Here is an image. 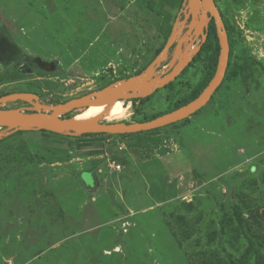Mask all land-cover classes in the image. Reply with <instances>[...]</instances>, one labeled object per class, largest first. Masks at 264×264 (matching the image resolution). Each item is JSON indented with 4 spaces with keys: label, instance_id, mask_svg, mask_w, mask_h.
<instances>
[{
    "label": "rangeland",
    "instance_id": "374dc122",
    "mask_svg": "<svg viewBox=\"0 0 264 264\" xmlns=\"http://www.w3.org/2000/svg\"><path fill=\"white\" fill-rule=\"evenodd\" d=\"M179 3L0 0V35L19 49L0 69V93L31 92L47 105L133 73L181 19ZM215 3L235 28L234 53L247 51L254 65L187 121L116 136L90 153L73 136L44 142L40 130L0 143V264H217L226 262L221 246L239 256L244 239L231 248L217 233L221 219L231 228L233 206L249 223L264 212V0ZM26 57L52 64L26 67ZM202 72L195 62L143 103L122 101L120 118L100 119L159 113ZM16 105L27 107H6ZM112 156L125 164L114 160L116 170Z\"/></svg>",
    "mask_w": 264,
    "mask_h": 264
},
{
    "label": "water",
    "instance_id": "95a60500",
    "mask_svg": "<svg viewBox=\"0 0 264 264\" xmlns=\"http://www.w3.org/2000/svg\"><path fill=\"white\" fill-rule=\"evenodd\" d=\"M180 12H183V18L176 17L163 47L138 74L57 104H42L38 96L31 92H10L1 95L0 139L17 131L31 130H46L73 137L87 133L129 134L157 129L194 114L207 104L224 78L229 43L214 0H183ZM210 20L214 22L219 45L215 71L207 85L193 100L145 121H102L100 118L78 120L75 117H63L77 108L84 109L90 105L107 106L115 101L131 99L140 101L158 88L165 87L175 80L198 53L206 39ZM198 38L199 42L194 44ZM172 45L173 49L168 54ZM159 67H163L164 71H158ZM17 102L28 103L30 107H5L8 103Z\"/></svg>",
    "mask_w": 264,
    "mask_h": 264
},
{
    "label": "trees",
    "instance_id": "16d2710c",
    "mask_svg": "<svg viewBox=\"0 0 264 264\" xmlns=\"http://www.w3.org/2000/svg\"><path fill=\"white\" fill-rule=\"evenodd\" d=\"M182 1L183 0H180L179 6H181L180 4L182 3ZM235 2H236V0H235ZM221 18H222V21L224 24L225 31L227 33V38H228V43H229V56H228V63H227V67L225 70L224 78H223L221 84L215 90V92L221 87V85L223 84V82L225 80L230 81V80H233V79L235 80V79L239 78L240 80L245 81V80L249 79L251 77L250 76L251 75L250 74V68L252 65H254V61L247 51L243 50V52L234 53V50H235L236 45H237L235 40H234L235 28L230 25V23L222 15V13H221ZM167 36H168V34L164 36L163 40L153 50L149 59L141 68H139L138 70L134 71L131 74L119 76V77L114 78V79H109L107 81V83H105L102 86H99L98 89L106 86L107 84H109V83H111L117 79L127 78L133 74H138L141 70H143L150 63V61L161 50L163 44L166 41ZM0 37L7 39L9 42V46H10L7 48L6 47L7 44L5 43V41H2V40L0 41V54H1V52L4 51V47L8 50L7 52H9V53H7V59L3 60L4 62L2 61V65L6 66L9 62H11L10 56H12V54H15V52H16V55H19V49H18V47H16L14 45V43L11 42V40L9 39L8 36L0 35ZM3 43H5V44H3ZM218 51H219V45H218V41H217L214 22H213V20H210L209 24H208V28H207L206 39L204 40L203 44L201 45L200 50L194 56L192 61L184 68V70L175 78V80L170 82L166 86L171 87L173 85V83L180 76H182L188 70V68H190L195 62H199L200 66L203 67V72H202V75L200 76L199 80L196 82L195 85L191 86L190 90L188 92H186L184 95H181L180 97H178L177 99H175L171 102H170V100H168V102L166 103L167 106H166L165 110H163L159 113H156V114H151V115L146 116V117L138 118L135 121L149 120V119L154 118L158 115H161L163 113H166L168 111L176 109V108L186 104L187 102L193 100L202 91V89L207 85V83L209 82V80L213 76L214 71H215ZM33 59L34 58L27 57V61H29V62L32 61ZM34 60L38 61V62L34 63V65L39 66L41 68L42 67H45V68L49 67L52 64L51 62H48L46 64V62H44V61L37 60V59H34ZM34 60H33V62H34ZM7 93H10V91L0 93V96L7 94ZM214 93L212 94L210 100L213 98ZM150 96H148L146 98H149ZM146 98L141 99L140 104L143 103L144 100H146ZM64 101H66V100H63V101L50 100L48 102H49V104H57L59 102H64ZM130 101L133 104L137 105L138 99H131ZM13 104H16V103H13ZM15 107H17V105ZM202 108L197 110L194 114H196ZM135 110H137V108ZM194 114H192V115H194ZM63 117H65V118L71 117V113H67V114L63 115ZM189 117H187L181 121H177L175 123H172V125L185 122L188 120ZM0 129H2V128H0ZM24 132H26V131H17L15 133H13L12 135L22 134ZM40 134L44 136L43 138H41V140L44 142L48 141L47 137H49V136H51L52 138L54 137L53 138L54 141L57 140V138H62L64 136V135L49 132L46 130H40ZM116 136L121 137V136H123V134H112L111 135V134H104V133H87V134H82L80 136H76V137H72V138L76 141V146L78 149H85L88 153H90L91 151L102 150V147L104 146L103 141H105L107 139H114ZM5 138L6 137L1 138L0 143L3 140H5ZM64 138L67 139V138H71V137L65 135ZM111 158L113 160L120 161L121 163H123V161H121L119 157H113L112 156ZM124 162H125V160H124ZM123 164H125V163H123ZM233 215H234V219L232 220L231 228L227 231L225 229V225H224L226 220L221 219L219 221V233H217V234H219L220 237L227 235L228 237L225 240V242L231 248H235L236 243L238 241L237 239L240 237L244 239L245 245H244V247H243V249L240 252L238 257H235L233 254L229 253L225 247L221 246L222 251L225 253L226 262L222 261V263H220V260H218L217 264H219V263L220 264H264V212L258 216H250V218L253 219L251 223H249L247 218L244 217V215L240 211V207H238V206H233ZM258 217L259 218L261 217L260 221H258ZM226 223L229 224V222H226ZM212 239H214V233H211L210 236L208 237L209 241ZM203 260L204 259L200 260L198 264H209V262H207V261L202 263Z\"/></svg>",
    "mask_w": 264,
    "mask_h": 264
},
{
    "label": "bare ground",
    "instance_id": "6f19581e",
    "mask_svg": "<svg viewBox=\"0 0 264 264\" xmlns=\"http://www.w3.org/2000/svg\"><path fill=\"white\" fill-rule=\"evenodd\" d=\"M125 108L121 100L112 102L110 105H90L78 113L75 119L95 120L104 116L109 120L118 119L124 114Z\"/></svg>",
    "mask_w": 264,
    "mask_h": 264
},
{
    "label": "flooded vegetation",
    "instance_id": "af4514ba",
    "mask_svg": "<svg viewBox=\"0 0 264 264\" xmlns=\"http://www.w3.org/2000/svg\"><path fill=\"white\" fill-rule=\"evenodd\" d=\"M215 5H216V3H215ZM216 7H217V9H218V11H219V13H220V15H221V10L219 9V7L216 5ZM179 13V12H178ZM182 17L181 18H183V12H180L179 13ZM183 31H184V29H183ZM199 38L197 39V40H195L194 41V44H197L198 42H199ZM164 45V44H163ZM163 47V46H162ZM172 49H173V45H172V47H170V49H169V51H168V54H170V52L172 51ZM8 50L4 47V51L3 52H1V54H0V64H2V61L3 60H5V59H7V53H9V52H7ZM18 56L19 55H17L16 56V59H18ZM20 58V57H19ZM16 59H15V57H11L10 58V60H11V62H15L16 61ZM19 60V59H18ZM4 62V61H3ZM30 63H29V61H27V57H26V59L24 60V66H28ZM0 66H3V65H0ZM166 66V65H165ZM164 66V67H165ZM7 67V65L5 66V68ZM164 71V69H162V72ZM133 75H135V74H133ZM37 95V94H36ZM38 96V95H37ZM150 96V95H149ZM39 97V96H38ZM144 99V98H143ZM126 101H130V100H126ZM141 101V100H140ZM139 101V102H140ZM18 106V105H17ZM25 106H27V107H30V105L28 104V103H25Z\"/></svg>",
    "mask_w": 264,
    "mask_h": 264
},
{
    "label": "built area",
    "instance_id": "2783aa9c",
    "mask_svg": "<svg viewBox=\"0 0 264 264\" xmlns=\"http://www.w3.org/2000/svg\"><path fill=\"white\" fill-rule=\"evenodd\" d=\"M114 163H116L113 159L111 160V165L116 169H120V164L119 163H116V165L114 166Z\"/></svg>",
    "mask_w": 264,
    "mask_h": 264
},
{
    "label": "crops",
    "instance_id": "0c3cea01",
    "mask_svg": "<svg viewBox=\"0 0 264 264\" xmlns=\"http://www.w3.org/2000/svg\"><path fill=\"white\" fill-rule=\"evenodd\" d=\"M6 68H7V67H6ZM6 68H5V66H0V69H1V70H4V71H5Z\"/></svg>",
    "mask_w": 264,
    "mask_h": 264
}]
</instances>
